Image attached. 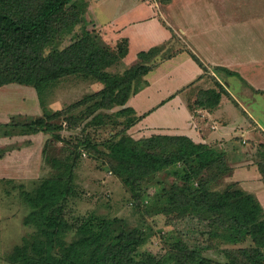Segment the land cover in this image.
I'll return each mask as SVG.
<instances>
[{
	"label": "trees",
	"instance_id": "trees-1",
	"mask_svg": "<svg viewBox=\"0 0 264 264\" xmlns=\"http://www.w3.org/2000/svg\"><path fill=\"white\" fill-rule=\"evenodd\" d=\"M85 5L83 0H0V85L15 83L33 87L43 109V116L22 122L12 118L1 126L9 128L15 122V128L26 133L47 132L42 152L53 168L49 176L24 192L32 207L26 222L31 219L39 232L14 246L8 257L11 263L264 264V209L257 198L235 182L221 189L211 186L216 178L232 173L225 151L181 134L152 133L133 138L126 130L142 115L125 106L118 113L131 115L128 127L125 133L105 142L107 150H99L92 142L77 141L73 145L72 162L66 156L62 159V155L51 154L56 142L67 144L59 134L62 124L52 120L67 110L48 111L45 93L50 87L67 76L88 77L103 86L69 104L68 109L87 101H91L93 108L124 104L146 83L143 76L168 43L138 51L137 61L123 73H111L108 68L122 61L127 53L128 39L122 37L112 46L94 27L88 29L82 20ZM192 56L205 69L203 62ZM226 91L215 79L214 86L198 91L195 102L211 108L218 105ZM68 117L65 121L71 129L76 119ZM80 145L104 154L110 171L131 192L134 206L146 212L143 214L149 215L145 206L147 209L150 206L154 208L150 213L165 214L169 222L187 217L195 219V225L190 227L192 231L175 227L174 234L164 238L166 248L156 253L140 248L148 232L142 226H124L122 218L90 215L69 222L64 214L68 196L74 192V168ZM259 145L264 151V144ZM259 168L264 177L263 155ZM163 169H167L173 180L165 184L161 179L160 185L154 182L156 194L152 193L150 204L145 205L150 199L147 182ZM119 223L121 226L116 228ZM72 229V237L65 240L64 235ZM248 239L249 245L223 247L226 257L223 262L203 254V250L216 246L217 241L236 245Z\"/></svg>",
	"mask_w": 264,
	"mask_h": 264
},
{
	"label": "rangeland",
	"instance_id": "rangeland-1",
	"mask_svg": "<svg viewBox=\"0 0 264 264\" xmlns=\"http://www.w3.org/2000/svg\"><path fill=\"white\" fill-rule=\"evenodd\" d=\"M83 1H86L82 13L83 22L88 29L94 27L96 32L100 33L95 16L100 20L110 17L116 0ZM155 1L162 11L159 14L161 21L166 26L170 25L168 27H171L174 37L159 51V56L151 63L150 70L154 73L160 71L158 68L162 67L163 61L183 50L199 59L195 49L197 50L199 44L204 45L206 57L214 62L209 63L204 58L203 78L207 79V82L202 88L214 86L215 79L219 80L226 90L227 88L229 90L223 97L224 101L231 100L234 105L232 110L236 112L235 110L240 109L242 112L246 109L247 114L244 111L243 113L247 117L250 114L264 128V0H168L162 3L153 0ZM78 26L79 24L77 28ZM184 27L192 30L191 38L194 42L184 34L182 31ZM197 30H205L211 34L201 36ZM128 65L120 61L108 69L111 73L121 74ZM153 75L155 74L147 76L149 78ZM102 86L101 82L94 79L71 75L59 79L47 90L45 102L50 108L48 111L67 110L65 114L52 118L54 122L62 124L63 128L59 134L67 140V144L56 142L51 154L62 155V159L66 156L72 162L75 154L73 145L77 141L92 142L99 150H107L106 141L122 132L125 133L131 115L118 112L127 106V101L121 105L96 108L90 107L92 103L87 101L72 109L67 108L69 104L94 93ZM36 116H43V109L33 87L15 83L0 85V121L7 119V122L0 123V264H12L8 257L14 246L23 243L24 238L30 234L39 232L31 219L30 222H26L32 207L26 200L24 192L32 190L41 178L53 172L51 164L42 152L48 137L47 132L26 133L23 129H18L19 127L15 128L13 125L15 122L11 123L9 128L1 125L10 122L12 118L14 121L22 122ZM66 116L76 119L71 129L66 125ZM255 121L252 120L251 124L255 125ZM131 126L127 128V132H133ZM259 133L261 132L253 134L252 138L241 135L239 142L243 145L238 151V153L244 151L240 159L245 157L258 171L259 161L262 155L264 156V151L259 145L264 144V132L262 136ZM235 138L237 141L238 137ZM79 152V160L74 168V192L68 196L64 214L69 222L75 223L90 215L122 218L125 220L122 222L124 226H142L148 232L149 236L140 248L156 253L163 252L166 248L164 238L174 234L175 227L192 231L190 227L195 225V219L187 217L182 220L172 219L169 222L165 214L150 213L154 209L150 206L148 209L145 206L149 215L143 214L144 211L134 206L131 192L110 171L104 154H97L83 145L79 146ZM235 157L237 156L232 157L231 152L226 153L227 162L231 167L235 161H241ZM231 175L232 173L216 178L210 184L213 188L221 189L228 183H237L231 180ZM260 176L263 178L262 173ZM161 179L165 184L173 180L167 169L161 170L151 178L147 182L150 199L144 201L145 205L150 204L152 193L156 194L157 185L153 183L160 185ZM237 185L239 186V183ZM119 226L120 223L115 227ZM73 233L72 229L63 238L68 241ZM249 244H251L249 239L236 245L217 241L216 246L203 250V254L215 261L223 262L226 259L222 252L223 247Z\"/></svg>",
	"mask_w": 264,
	"mask_h": 264
},
{
	"label": "crops",
	"instance_id": "crops-1",
	"mask_svg": "<svg viewBox=\"0 0 264 264\" xmlns=\"http://www.w3.org/2000/svg\"><path fill=\"white\" fill-rule=\"evenodd\" d=\"M157 6V2L153 0H116L110 17L100 20L95 16L100 34L107 44L113 46L122 37L128 39V50L122 59L123 63L130 65L136 62L138 51L169 42L174 36L171 27H168L170 25L166 26L161 21L159 14L162 11ZM182 31L194 42L191 38L192 30L184 27ZM197 31L201 36L208 33L205 30ZM203 47L205 46L201 44L197 46L196 55L203 63L204 58L209 63L214 62L206 57ZM158 69L160 71L156 73L152 70L146 73L143 76L146 77V83L139 86L127 100V106H131L136 115H142L131 126V136L140 138L152 133L181 134L194 142L206 143L226 153L231 152L232 157L237 156L236 160H241L231 164V180L237 181L239 186L252 193L264 209V177L261 178L260 170L248 163V159H240L244 151L238 153L243 145L239 142L241 135L252 138L253 134L261 132L259 135L262 136V125L250 114L249 119L246 109L243 110L246 114L240 112V109L234 112L233 103L230 99L224 101L223 95L218 105L211 108L197 105L195 100L198 91L209 87L202 88L207 82L203 78L204 68L188 51H180L166 59ZM148 74L155 75L148 78ZM252 120L256 122L255 125L251 124ZM1 122H7V119ZM257 127L259 129L255 130ZM235 137H238L237 141Z\"/></svg>",
	"mask_w": 264,
	"mask_h": 264
}]
</instances>
